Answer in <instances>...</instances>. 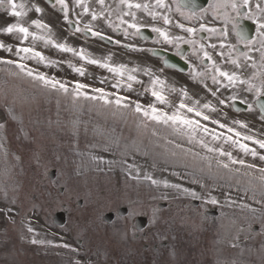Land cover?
Wrapping results in <instances>:
<instances>
[{"label": "rangeland", "instance_id": "obj_1", "mask_svg": "<svg viewBox=\"0 0 264 264\" xmlns=\"http://www.w3.org/2000/svg\"><path fill=\"white\" fill-rule=\"evenodd\" d=\"M51 13L48 12L43 19L52 20ZM30 17L37 18L35 13ZM53 17L58 19L57 25L61 24L57 13ZM85 20L86 15L80 17V21ZM13 21L14 18L0 9V26ZM61 39L62 43L77 50L86 46V41L76 34ZM0 41L12 44L14 49L18 44L14 38L2 33ZM90 46L94 50L86 52L97 59L103 60L111 55L113 65L141 69L134 74L143 83H134L132 91L112 89L115 79L112 73L51 45L46 49L42 42L36 49L55 64L45 66L35 60L24 63L65 82L70 91L79 81L92 87L119 91L144 105L153 100L144 91L149 84V76L142 71L146 67L168 87L185 88L187 103L198 100L216 105L219 111L208 114L229 126H232L231 119L227 118L230 111L223 109L218 100L224 99L227 104L232 96L250 99V94L241 86L227 88L207 84L204 89L198 87L186 77L163 69L148 53L124 52L120 48L116 51L97 49L93 43ZM0 59L18 58L0 50ZM69 62L77 67L83 66L85 75L73 72ZM218 87L219 91L213 97L210 90ZM168 95L173 105L179 103L178 92ZM165 110L171 111L172 108ZM10 111L16 120L11 119ZM0 123L6 125L4 133L0 134V144L3 145L0 147V264H50L51 244L47 241L67 234L64 228L59 231L51 222L52 215L62 209L63 204L64 209L73 208V213L79 210L76 214L87 207L81 222L86 220L91 231L98 228L92 225L95 214L100 217L108 209L127 206L131 214L124 219L126 222L137 213H147L149 225L153 227V243L165 241L167 244L154 251L150 264H264V235H261L264 230L261 223L264 220V184L257 178L258 171L247 170L251 175H245L243 168L240 172L219 169L214 154L207 153L195 142L189 143L186 135L174 132L169 126L147 120L131 110H117L114 106L107 107L90 100H73L71 95L43 87L19 74L13 65L2 63ZM201 123L215 129L217 134H229L210 121L201 120ZM238 130L246 133L243 129ZM197 135L199 137V133ZM204 139L210 146L222 145L234 156L255 163L257 168L264 167V162L258 158L253 160L250 155L244 156L222 140L213 141L210 135ZM246 143L259 151L258 146ZM204 156L209 160L202 159ZM51 168L56 170L54 180L47 177ZM146 173L158 181L179 184L181 188L195 192L196 196L165 188L163 183L154 186L143 179ZM59 187L63 188L62 193L58 191ZM210 197H214L217 203L212 204ZM78 198L83 201L81 209L76 206ZM191 200H198L199 205L191 206ZM159 202H165L166 206L158 208ZM244 204L256 211L242 207ZM212 207L217 208L216 216H206L204 212ZM8 209L12 211L8 213ZM68 220H71L70 225L74 224L72 217ZM97 220L100 222V218ZM120 221L118 219L111 226H118ZM28 224L35 229L34 233H27L25 225ZM254 227L258 229L254 231ZM116 231H120V227H116ZM127 232L130 234L129 228ZM33 238L45 243L32 244ZM233 243L239 246L232 247Z\"/></svg>", "mask_w": 264, "mask_h": 264}, {"label": "snow or ice", "instance_id": "obj_2", "mask_svg": "<svg viewBox=\"0 0 264 264\" xmlns=\"http://www.w3.org/2000/svg\"><path fill=\"white\" fill-rule=\"evenodd\" d=\"M53 8H58L62 13L63 20L71 27L74 24L79 25L80 19L84 15H90L91 21H96L99 18H105L109 27H113V22L110 17L113 15V9L106 5V0H95L99 5V11L92 8L88 0H71V6L68 0H49ZM75 8H80L79 13L75 12ZM195 5L191 3V0H172L171 4L167 0H118L117 9L115 10L118 23L115 24L114 29L120 28L121 25H126L124 28V35H129V29H133V35H138L142 27L150 26L151 31L156 33L159 38H162L163 42L170 45H175L177 48V54L180 53L179 43L192 45L193 52L202 53V60H208L211 62L210 69H205L204 72H194L196 76H205L211 71V79L214 84L221 87H236L241 86L244 92L251 93L255 97L252 102H249L246 98H239L241 104H245L248 111H252L253 108H258L261 114V119H264V0H256L253 8L251 0H214L210 4L209 8L201 9L199 12L194 11ZM0 9H4L7 15L14 18L13 22H8L4 26H0V33L9 38H14L18 44L14 46L12 44L0 41V50H4L18 59H0V63L5 65H13L18 69L19 74H23L41 84L43 87L50 88L52 90L62 92L66 95H71L73 100L83 99L93 102H100L103 106L115 107L117 110H131L134 113L143 116L147 120L153 121L157 124H163L172 128L174 132L184 134L188 137V142H195L207 153L215 155V163L219 169H224L229 172H240L241 168L245 169V175H251V171L256 170L259 172L257 177L262 184H264V167L257 168L255 163H247L245 159L238 158L233 155L232 151L224 150L223 146L213 147L205 141V136H211L213 141H223L224 144L230 145L232 148L238 150L244 156H251L253 160L259 159L264 162V154L257 150V147H250L249 143L258 146L259 149L264 150V139H259L253 135L242 133L238 129H247L248 125L242 120H233L231 125L222 123L218 119H213L208 113H216L219 109L211 102L201 103L200 101H193L191 104L186 102L185 98H188V92L185 88L177 89L175 86L168 87L166 82L160 79L158 76H153L151 69H142L143 74L149 76V84L145 86V93L150 94L153 98L147 105L139 102V100H130L128 96L121 95L119 91H108L104 87H92L91 85L76 81L71 88L54 76H48L44 72L37 71L29 67L24 61L35 60L37 64H44L45 66H52L54 61L49 60L41 51H38L35 47L36 42H42L45 47L51 45L64 53H72L78 57L81 61L87 64L97 65L106 69L114 76V82L111 84L112 89H125L127 91L133 90L134 83H143L137 79L134 74L137 71H141L138 68L129 69L124 64L113 65L110 63L112 57L97 59L91 56L85 49L79 50L70 46L67 43H61L54 39V33L51 25L43 19L45 9L40 6L35 0H0ZM222 9H231L235 15H229L228 12H222ZM247 9V11H242ZM35 13L37 18H31L29 13ZM138 12H142L147 17L151 18L152 23L141 24L137 16ZM173 12L178 14L182 20L175 22V27L181 29L189 37L185 39L183 36H172L169 31V27L173 25ZM70 13L76 15L78 18L75 21L69 19ZM105 13L107 16L105 17ZM211 14V21L222 20L225 27L217 28L209 26V23L204 22L207 18V14ZM129 17V20L124 19ZM242 20L251 21L256 28L255 36H249L248 32L241 24ZM183 21H187L192 24L193 21L198 23L196 26H186ZM163 26H160V25ZM231 25V28L228 27ZM82 31L90 32L94 37H104L100 32L94 31L91 22L84 24L83 29L79 26L74 28V33H80ZM198 32H207L211 36H219L220 43L217 50V44L211 43L205 45L200 40L195 39ZM234 34L236 37V43H226L230 36ZM110 39V38H109ZM31 41L30 44L25 46L26 41ZM119 44L120 41H114ZM237 45H243L244 51H241ZM125 47H132L125 45ZM212 51H208L207 49ZM227 48V63L234 66L232 71L223 70L213 59V54L220 57L221 60L225 58V52L223 49ZM132 50L140 51L132 47ZM235 53V58H233ZM252 53L259 54V61L253 57ZM69 67L73 72L80 76L85 75V69L83 66L77 67L69 62ZM248 67L253 69L250 75L244 76L243 71ZM226 81L227 84H223ZM104 83V80H101ZM90 90V91H89ZM213 97L216 96L219 91V87L215 90H210ZM179 93L180 101L178 104H172L169 100V93ZM140 95H143L141 93ZM237 96H232V100H236ZM219 105H225L224 99L218 100ZM163 106V107H160ZM172 108L171 111L165 109ZM188 114H192L191 116ZM9 115L12 120H16V116L11 111ZM198 117L199 119L193 118ZM203 121H210L213 125H218L220 129H226L228 135L224 132L216 133L215 129H209ZM6 125L0 123V134L4 133ZM23 133V129H20ZM199 133V137L198 134ZM155 134V133H154ZM26 136V134H25ZM0 147H3L0 144ZM179 147V145H177ZM193 155H199L194 153ZM19 159V157H17ZM204 160H209L208 156L202 157ZM239 165V168L233 166ZM211 167V163H209ZM137 179L139 176L137 175ZM143 179L150 181L152 185H159L163 183L165 188H173L178 191H182L186 194H190L193 197L196 196L195 192H190L187 188H181L179 184H171L169 181H158L147 173L143 176ZM203 187V185H201ZM14 202V201H13ZM210 202L216 204L217 200L214 197H210ZM261 203V201H257ZM244 208H249L251 212H255L256 209L250 208L249 205H242ZM8 213L12 210L8 209ZM264 224V220H261ZM27 233H34L35 229L31 224L25 225ZM249 231H251V224H249ZM261 235H264L262 230ZM237 240L239 237L236 238ZM32 244H44V240L31 239ZM48 244H52L51 240L47 241ZM64 248H68V244L60 245ZM238 243H233L232 247H238ZM75 251V250H73ZM74 264H81L80 260L74 261ZM91 264V262H89Z\"/></svg>", "mask_w": 264, "mask_h": 264}, {"label": "flooded vegetation", "instance_id": "obj_3", "mask_svg": "<svg viewBox=\"0 0 264 264\" xmlns=\"http://www.w3.org/2000/svg\"><path fill=\"white\" fill-rule=\"evenodd\" d=\"M71 1V0H69ZM90 6L97 11H99V5L96 4L95 0H88ZM168 3L171 4L172 0H167ZM214 0H191V3L195 5L194 11L199 12L201 9L209 8L210 4H212ZM253 8L255 6L256 0H251ZM118 0H106V5L110 6L114 11L113 15L110 17L113 22V27H109L107 20L105 18H99L96 21H91L90 15H86V20L81 21L79 25L84 27V24L91 22L92 28L94 31L100 32L104 36H108L113 40V46H119L127 51H135L132 50V47L136 49H141L140 51H149L152 52L155 49H161L167 51L169 53H173L186 61L188 63V73L191 77V81H195L198 84L206 87L207 84L215 86L211 79V75L214 74L209 71L208 75L205 76H196L194 72H204L205 69H210L211 62L208 60H202V53L197 54L193 52V46L184 44L182 42L179 43L180 53L177 54V48L175 45L166 44L163 42L162 38H159L156 33L151 31L150 26L142 27L140 33L138 35H133V29H129V35L126 37L124 35V28L126 25H121L120 28L113 30L116 23H118L117 15L118 13L115 11L117 9ZM81 11L80 8L75 9L76 13ZM222 12H228L229 15H235V13L231 12V9H222ZM242 11H247V9H242ZM173 16V25L169 27L170 34L172 36H183L185 39H188L186 33H184L181 29L175 27V22L178 20H182V18L173 12L171 14ZM70 16L73 20H76L78 17L70 13ZM107 13H105V17ZM137 16L139 18V22L141 24L152 23L151 18L144 15L142 12H138ZM80 19V17H79ZM124 19L129 20V17H124ZM186 26H196L198 28V23L193 21L192 24H189L187 21H183ZM209 23V26H214L217 28L225 27L222 20H216L214 22L211 21V14H207V18L204 21ZM241 24L244 29L248 32L249 36H255L256 28L255 25L249 20H242ZM160 26H163L162 24ZM231 28V25H228ZM87 32V31H86ZM88 33V32H87ZM89 35L91 33L89 32ZM195 39L200 40L205 45L215 43L217 44V50L219 49L220 38L219 36H211L207 32H198ZM119 40L120 43L116 44L114 41ZM226 43H236V37L232 34ZM125 45H129L132 47H125ZM240 47L241 51H244L243 45H237ZM109 49H114V47H108ZM208 51H212L210 48ZM225 52V58L221 60L220 57L213 54V59L216 63L223 69L227 71H232L234 66L230 63H227V48L223 49ZM253 57L259 61V54L252 53ZM233 58H235V53H233ZM254 71L251 68L246 67L243 71L244 76H248L251 72ZM227 83L226 81H223ZM243 90V89H242ZM249 100H254L255 97L253 94L249 93ZM242 119L249 127H257L264 130V119H261V115L258 111L253 110L248 111L247 108L245 112L242 113ZM76 214V213H75ZM70 213V218L72 217L74 220V224L70 225V231L74 230L76 235H69L64 237V241L61 243L68 244L69 246H73L77 249V251H73L72 249L68 253L67 248L60 247L57 248L53 243L52 247L55 249L50 252L51 264H74V261L80 260L81 264H150V257L154 253V248H156V244L152 241L153 228H144V230L138 232L137 234L131 235H116V234H106V229L108 228V224L98 222L97 218H99L95 214L93 217L92 225L98 227L95 228L94 231H91L90 227L86 226V220L82 221V218L85 216L84 212H80L79 214ZM80 217V219H79ZM122 219L124 217H120ZM117 218V219H120ZM114 219H112L113 221ZM99 223L100 225H98ZM161 244V243H160ZM72 248V247H71ZM151 248V249H150Z\"/></svg>", "mask_w": 264, "mask_h": 264}, {"label": "water", "instance_id": "obj_4", "mask_svg": "<svg viewBox=\"0 0 264 264\" xmlns=\"http://www.w3.org/2000/svg\"><path fill=\"white\" fill-rule=\"evenodd\" d=\"M156 54H158V53H156ZM167 63H169V65L170 64H172V65L174 64L175 65L176 64V61L169 58V59H167ZM193 204H196V202H193Z\"/></svg>", "mask_w": 264, "mask_h": 264}]
</instances>
